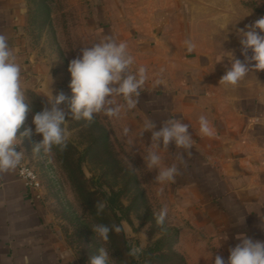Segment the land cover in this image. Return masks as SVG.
Instances as JSON below:
<instances>
[{
	"label": "rangeland",
	"instance_id": "374dc122",
	"mask_svg": "<svg viewBox=\"0 0 264 264\" xmlns=\"http://www.w3.org/2000/svg\"><path fill=\"white\" fill-rule=\"evenodd\" d=\"M260 4V0H25V45L40 75L31 85H21L31 111L17 137L28 127L33 135L18 140L16 150L24 151L23 162L36 173L43 215L74 264H88L101 247L109 253L108 264H214L216 255L227 260L229 254L190 223L187 208L193 196L177 194L173 181L156 182L157 170L146 166L143 157L151 132L140 135L146 121L138 104L129 110L120 98L119 117L100 113L93 122L66 116L67 147L61 151L54 146L49 154L33 153L42 135L35 134L32 119L51 93L63 91L71 97L69 62L80 55L81 47L107 36L127 43L134 57L131 71L145 67V83L156 78L162 50L170 51L172 36L181 30L190 31L218 72L226 71L232 53L241 59L237 30L254 22ZM155 35L162 39L156 41ZM61 107L67 111V102ZM125 127L132 130L128 135ZM97 201H107L100 215ZM164 205L168 216L166 231H161L153 214ZM98 223L119 225L122 231L110 233L105 242L92 230ZM133 248L135 256L129 255Z\"/></svg>",
	"mask_w": 264,
	"mask_h": 264
},
{
	"label": "crops",
	"instance_id": "0c3cea01",
	"mask_svg": "<svg viewBox=\"0 0 264 264\" xmlns=\"http://www.w3.org/2000/svg\"><path fill=\"white\" fill-rule=\"evenodd\" d=\"M263 2L253 21L260 18ZM25 21V0H0V34L20 65L21 85H31L40 74L25 45ZM172 39V48L162 50L165 55L156 64V78L141 89L138 105L145 121L158 128L175 118L190 125L191 155L174 144L157 151L162 166L179 170L176 193L193 196L187 211L194 230L230 255L242 234L264 241V71L249 73L236 86L220 84L226 71L214 68L209 53L197 46L187 52L184 41L195 44L190 31H177ZM201 115L214 136L200 133ZM0 264H74L17 168L0 173Z\"/></svg>",
	"mask_w": 264,
	"mask_h": 264
},
{
	"label": "clouds",
	"instance_id": "9594fccd",
	"mask_svg": "<svg viewBox=\"0 0 264 264\" xmlns=\"http://www.w3.org/2000/svg\"><path fill=\"white\" fill-rule=\"evenodd\" d=\"M240 44V54L243 59L236 58L232 53L230 67L220 78V84L236 86L249 73L264 71V17L237 30ZM188 53H192L196 45L190 40L184 41ZM134 57L128 52L126 42L117 43L107 36L102 41L90 46H83L80 55L69 62L68 71L71 74L69 87L72 95L69 98L63 91L46 99L41 111L33 116L35 134L42 135V139L33 147V153L49 154L54 146L61 151L67 147L68 128L66 116L71 115L73 120L93 122L96 114L104 113L109 117H119L121 105L118 99L122 98L127 109H134L147 80V70L139 67L135 73L131 71ZM159 84L160 81L155 82ZM25 92L21 87V68L16 62V56L11 50L7 37L0 34V173L16 169L21 163L24 151H17V146L23 137H31L33 129L25 128L20 137L17 132L25 123L30 104L26 102ZM67 102V111L61 107ZM190 125L181 119H169L160 124L149 120L144 124L140 134L151 132V144L143 157L149 169L157 170L154 180L158 183L172 182L178 175L175 165L161 167L162 158L159 149H168L170 144L175 148L184 149L191 155L193 146ZM132 130L125 127L123 132L128 135ZM199 131L207 137L214 136V129L209 120L199 117ZM20 141L18 144L17 141ZM161 144L163 147H161ZM181 161L184 154L179 155ZM132 172L136 171L131 164ZM163 193L161 188L160 194ZM107 207V201H97L96 214L100 215ZM154 218L161 231H166L165 223L168 216V207L164 205ZM95 235L107 242L110 233H120L119 225L98 223L92 226ZM239 243L229 249L227 260L216 255L214 264H264V241L254 240L247 235L237 237ZM137 249L133 248L129 255L135 256ZM109 253L101 247L97 254L90 257L88 264H108Z\"/></svg>",
	"mask_w": 264,
	"mask_h": 264
},
{
	"label": "built area",
	"instance_id": "2783aa9c",
	"mask_svg": "<svg viewBox=\"0 0 264 264\" xmlns=\"http://www.w3.org/2000/svg\"><path fill=\"white\" fill-rule=\"evenodd\" d=\"M259 17H264V10L260 12ZM17 170H18V176L24 181L26 187L36 192L40 182L34 170L31 167H29L25 162H23V160H21V163L17 167ZM36 196H38L37 192H36Z\"/></svg>",
	"mask_w": 264,
	"mask_h": 264
}]
</instances>
